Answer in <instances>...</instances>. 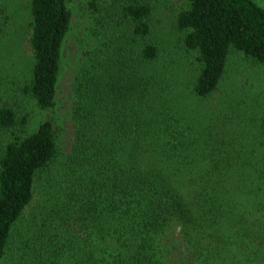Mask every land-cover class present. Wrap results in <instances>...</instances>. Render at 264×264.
<instances>
[{"label":"trees","instance_id":"1","mask_svg":"<svg viewBox=\"0 0 264 264\" xmlns=\"http://www.w3.org/2000/svg\"><path fill=\"white\" fill-rule=\"evenodd\" d=\"M27 7L17 82L0 8V264L38 182L44 211L19 235L35 264H264V116L220 89L230 50L264 70V6L187 0L189 72L152 36L153 0H88L67 151L52 110L72 10ZM26 102L45 113L30 132Z\"/></svg>","mask_w":264,"mask_h":264},{"label":"rangeland","instance_id":"2","mask_svg":"<svg viewBox=\"0 0 264 264\" xmlns=\"http://www.w3.org/2000/svg\"><path fill=\"white\" fill-rule=\"evenodd\" d=\"M28 1L0 0V8L6 10V15H10L12 18L9 27L11 29L10 35L8 38L1 40V47L7 50V55L12 52L9 59L15 63L11 64V69L7 71L8 75L3 79L4 81H18L16 74L20 73L19 70L24 65V58L28 55L26 40L28 34L27 22L29 20ZM254 1L264 6V0ZM186 4L187 0H153L151 16L153 25L152 36L166 45L167 49L174 53V56H185L186 58L182 63L184 69L193 72L191 54L184 53L180 45L182 33L174 26L177 12L185 7ZM69 5L72 10V24L62 48L61 69L56 89V105L52 110L57 123L61 126L59 143L63 151H67L72 143L73 130L69 119L70 88L79 61L82 41L88 32L86 25L91 19L87 8L88 0H69ZM14 29H17L18 32H14ZM7 77L9 78L7 79ZM9 81L8 84L10 83ZM236 84L239 86V89ZM220 89L225 92L227 91L230 95L237 93V95L229 97L234 98L233 104H235L237 99L242 98L244 99V106L247 107L248 113L253 114L257 118L264 116V70L250 62L236 50H230L229 52L226 72ZM220 89L211 98L218 96L221 93ZM222 105L220 103L217 106L219 107L218 109L222 108ZM24 107L28 113L26 130L30 132L37 126L45 113L37 109L32 102H26ZM38 183L25 215L12 229V247L8 249V254L1 264H35V262L31 261V257L24 253V249L20 248L19 235L27 228L29 223L38 221L39 215L44 211L43 197L44 193H48L44 192L48 187L42 190V186ZM34 216H36L35 219L33 218Z\"/></svg>","mask_w":264,"mask_h":264}]
</instances>
